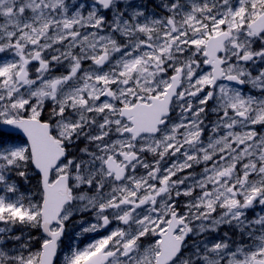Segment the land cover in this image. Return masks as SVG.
Returning <instances> with one entry per match:
<instances>
[{"label": "snow or ice", "instance_id": "1", "mask_svg": "<svg viewBox=\"0 0 264 264\" xmlns=\"http://www.w3.org/2000/svg\"><path fill=\"white\" fill-rule=\"evenodd\" d=\"M0 264H264V0H0Z\"/></svg>", "mask_w": 264, "mask_h": 264}]
</instances>
